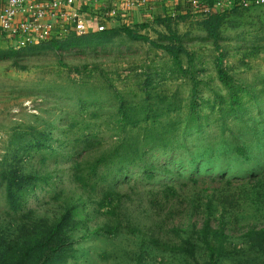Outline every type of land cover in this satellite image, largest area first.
<instances>
[{"label":"rangeland","instance_id":"obj_1","mask_svg":"<svg viewBox=\"0 0 264 264\" xmlns=\"http://www.w3.org/2000/svg\"><path fill=\"white\" fill-rule=\"evenodd\" d=\"M161 1L131 10L146 13L139 19L117 10L115 20L105 24L115 28L105 44L62 51L4 48L20 52L0 59V169L15 167L36 177L25 196L31 213L20 222L9 220L0 194V234L7 239L21 237L25 224L54 220L70 209L73 250L62 264H213L200 233L210 218L228 236V252L217 264H256L261 258L247 232L264 226V4L215 10L217 48L203 26L209 15L193 13L181 0ZM123 26L158 44L176 41L185 47L189 54L181 55L182 64L199 81L200 130L185 123L190 74L180 72L165 49L130 37ZM220 53L244 102L237 114L224 113L229 93L216 69ZM121 108L140 121L127 127L128 136L147 142L146 131L157 119L162 124L157 129H169L164 140L170 147L147 154L156 168L151 183L134 169L132 179L143 184L119 187L126 193L121 216L139 230L123 227L108 234L102 230L109 222L107 207H98L97 197L74 183L73 159L83 134L103 146L115 143ZM236 144L244 153L235 151ZM164 182L175 186L177 201L153 206L148 190ZM173 227L179 237L168 231ZM186 238L195 243L194 254L176 247Z\"/></svg>","mask_w":264,"mask_h":264},{"label":"trees","instance_id":"obj_2","mask_svg":"<svg viewBox=\"0 0 264 264\" xmlns=\"http://www.w3.org/2000/svg\"><path fill=\"white\" fill-rule=\"evenodd\" d=\"M216 15H209L203 21V26L207 29L215 46L219 48L221 36L217 27L218 23L214 21L217 17ZM143 26L146 25L143 24ZM120 28L121 30H125L134 39L150 41L162 47L170 54L173 64L180 72L185 75L190 74V78L193 81L192 96L190 109H188V118H186L185 123L189 129L197 127L200 130L199 115L198 111H196L199 81L189 71L190 67H185L182 64L181 55L183 53L189 54L185 47L178 45L176 41L167 43L164 41L158 44L147 35L138 33L129 26ZM114 31L115 28L92 30L84 34L71 31L65 36L53 37L26 47L57 51L73 48L86 49L107 43L111 39L110 34ZM0 52V59H7L17 56L20 51L13 49L4 50L3 48L0 49ZM222 62L223 55L220 53L216 57V69L220 81L228 89L229 93V108L224 110V113L237 114L244 108V102L238 93V86L234 83L233 76L227 72ZM118 112L120 113L118 119L120 134L115 143L103 146L102 143L94 140V137L90 134H83L84 141L82 140L81 143L75 144V148H77L74 150L75 157L73 159L72 179L74 183L87 192V194H90L92 197H97L98 207H107L106 213L109 215V222L106 223L102 230L108 234H115L123 227H128L132 231L139 230L138 225L134 221L130 218L125 221L121 216L125 212V210L122 211L124 206L122 196L126 193L119 189V187L125 183L131 188L135 183L143 184L140 180L132 179L134 169H137L141 173V179L144 183H151L154 180V170L156 168L147 158V154L156 148L167 151L170 147V143L164 140L166 132L168 133L169 129L168 127L157 129V126L162 125L156 123L157 119L152 120L155 123L146 131L150 132L146 142V138L140 139L141 137H138L139 135L128 136L126 133L128 126L133 128L139 125L140 121L136 118L138 117L137 113L123 108ZM167 124L168 122L165 125ZM80 144L82 146L78 147ZM230 144L226 143L224 146ZM235 151L239 154L244 153V150L238 144L235 146ZM35 178L34 174L23 173L15 167H4L0 169V194L8 205L6 210L9 220L20 222L22 219L24 220L29 217L28 214L31 213V209L26 207L25 196L27 194V186ZM131 182H134V184ZM153 188L148 190L149 195L147 199V202L152 203L153 206H157L158 204L172 205V200L176 197L178 198L176 188L173 184L164 182ZM211 204V201L207 204L209 210H211ZM71 221L72 212L68 209L57 219L50 221L40 220L37 223L25 224L21 228V237L15 236L7 239L5 235L0 234V264H62L70 257L73 250L72 245L74 241L67 235V229ZM210 221V218L206 219L200 233L203 235L202 238L205 242L206 253H208L209 259L213 264H217L218 258L228 252V236L223 229L213 227ZM168 231L173 232L171 235L179 237L180 230L178 228L173 227ZM247 239L250 245L257 247L259 253H261V258L256 264H264V226L251 228L247 232ZM164 243L168 242L165 241ZM183 244L177 245L176 247L187 254H194L195 243L190 238H186ZM164 246L166 247L167 245L164 244Z\"/></svg>","mask_w":264,"mask_h":264},{"label":"built area","instance_id":"obj_3","mask_svg":"<svg viewBox=\"0 0 264 264\" xmlns=\"http://www.w3.org/2000/svg\"><path fill=\"white\" fill-rule=\"evenodd\" d=\"M111 10L116 16L128 11L150 6L153 0H117ZM76 0H0V32L14 49L37 44L53 37H62L71 31L84 34L104 30L103 23L92 29L91 19L85 18L74 6ZM193 13L205 15L226 8H250L264 4V0H181Z\"/></svg>","mask_w":264,"mask_h":264},{"label":"crops","instance_id":"obj_4","mask_svg":"<svg viewBox=\"0 0 264 264\" xmlns=\"http://www.w3.org/2000/svg\"><path fill=\"white\" fill-rule=\"evenodd\" d=\"M157 1H160L161 3L163 2L161 0H153L151 5ZM117 2V0H76L74 6L76 7V9H78L81 13L85 15V18L91 19L92 29H94V27L99 23L109 25L111 21L115 20L114 16H111V10H113V8L117 5ZM175 3L178 6L180 4L178 1H176ZM130 11H128L127 13H130ZM133 13L134 12L130 14ZM124 14H122V16H124ZM134 14L136 15L135 17L138 19L143 18L146 15V13L139 11H136V13ZM126 17L125 19H128ZM7 44L8 41L0 32V49L6 48L8 46Z\"/></svg>","mask_w":264,"mask_h":264}]
</instances>
